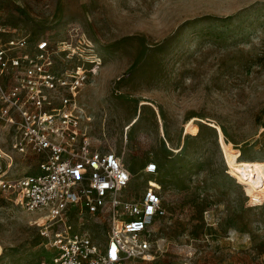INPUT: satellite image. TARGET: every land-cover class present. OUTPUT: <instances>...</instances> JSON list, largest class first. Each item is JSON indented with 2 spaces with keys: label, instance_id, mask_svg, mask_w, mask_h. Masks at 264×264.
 <instances>
[{
  "label": "rangeland",
  "instance_id": "374dc122",
  "mask_svg": "<svg viewBox=\"0 0 264 264\" xmlns=\"http://www.w3.org/2000/svg\"><path fill=\"white\" fill-rule=\"evenodd\" d=\"M0 29L3 43L82 39L98 55L78 95L89 137L133 173L126 200L152 180L167 211L141 264H264V0H0ZM13 139L0 121L7 177L35 174L38 158ZM44 215L0 191V264L56 254ZM67 222L107 245L104 215L70 208Z\"/></svg>",
  "mask_w": 264,
  "mask_h": 264
},
{
  "label": "built area",
  "instance_id": "2783aa9c",
  "mask_svg": "<svg viewBox=\"0 0 264 264\" xmlns=\"http://www.w3.org/2000/svg\"><path fill=\"white\" fill-rule=\"evenodd\" d=\"M82 43L0 41V121L13 131V150L38 158L35 174L15 179L0 163V191L28 212H45L40 234L56 254L30 264L152 262L159 252L152 228L167 215L160 188L151 180L140 198L126 200L133 173L122 156L93 145L78 95L101 63L96 53L84 55ZM73 60L80 64L69 67ZM156 170L146 168L150 175ZM70 208L106 217V246L73 231ZM53 225L59 228L52 232Z\"/></svg>",
  "mask_w": 264,
  "mask_h": 264
},
{
  "label": "bare ground",
  "instance_id": "6f19581e",
  "mask_svg": "<svg viewBox=\"0 0 264 264\" xmlns=\"http://www.w3.org/2000/svg\"><path fill=\"white\" fill-rule=\"evenodd\" d=\"M1 252H2V248L0 247V255H1Z\"/></svg>",
  "mask_w": 264,
  "mask_h": 264
}]
</instances>
